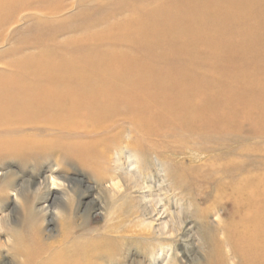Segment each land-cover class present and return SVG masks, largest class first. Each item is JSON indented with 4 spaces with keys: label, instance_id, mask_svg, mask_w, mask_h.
<instances>
[{
    "label": "bare ground",
    "instance_id": "1",
    "mask_svg": "<svg viewBox=\"0 0 264 264\" xmlns=\"http://www.w3.org/2000/svg\"><path fill=\"white\" fill-rule=\"evenodd\" d=\"M84 1L86 0H0V50L7 48L0 52V158L28 160L42 153L59 155L73 161L90 177L95 176L101 181L107 179L111 192L103 208L105 228L101 233L89 232L71 219H61L58 221V236L55 240H47L40 227L31 224L33 215L28 209L25 211L23 226L18 231H9V240L4 243V248L7 256L12 258L11 264H106V260L110 264L114 257L104 250L102 242L96 240L117 242L120 248L116 258L124 261L130 255L128 242L134 237H140L143 240L153 239L160 244L150 254L148 264H175L177 260L172 243L180 235L184 218L178 204L175 208L177 213L169 216L170 220L163 218L168 208L166 210L159 191L167 192L168 187L163 184L168 175L163 163L146 165L139 152L148 151L155 157L157 153L164 152L162 140L174 134L172 131H163L164 125L180 127V117L191 114L183 109V104L180 105V14L168 19L163 25L160 24L161 17L153 18L150 27H141L144 25L142 22L136 23L138 27L134 28L135 31L146 30L147 34L143 39L135 38L134 45L143 49L142 54L151 57L153 62L150 63L138 62L129 58V55H118L116 52L107 54V60L100 59L87 64L37 57L18 61L16 57L24 48H52L53 38H48L52 36L54 29L50 21L65 17ZM197 1H201L203 6L193 8L191 5L192 9L190 7L186 15L197 14L200 23L206 21L207 25H213L210 30H203L200 26L195 30V39H198L197 42L203 41L206 52L221 58L220 52L229 47L230 55L234 58L237 51L233 48L236 46L251 51L264 50V0ZM235 9L242 11L244 16L237 17L233 12ZM253 18H257L259 24L245 29L244 34L240 38L236 37L235 41L218 43L213 39L216 33L226 32L230 27L237 30L240 21L245 23ZM32 21L34 24L31 27L25 26ZM225 22L228 23L227 26L223 25ZM124 25L125 23L116 24L106 32L120 39L123 30L127 28L123 29ZM21 31L42 34L47 39L18 42L17 37L14 40V36L22 34ZM162 43L176 47L177 54H170L168 47L164 53L156 52L155 49ZM261 59L264 60V55ZM20 71L22 78H18ZM258 90L264 94V83L251 88V92ZM260 98L261 100L256 99V105H252L255 112L249 115L261 126L255 132V137H252L255 139H264V95ZM193 113L198 119H194L190 126L197 129L207 125L216 126L218 121H222L228 129L246 120L244 114L240 113L237 119L231 112L202 121L200 119L205 115L195 111ZM124 126L129 127H126V141L117 143L121 133L117 130ZM135 134L139 135V140H136ZM102 147H107L108 151ZM261 154L260 158L264 159V152ZM151 168H156L154 170L157 174H163L159 177L161 181L157 188L154 187V177L147 173ZM225 170L213 188L217 191L219 203H222L221 198L227 197V203L230 202L231 208L237 210L235 213L238 222H235L236 217L233 216L234 227L229 233L223 229L222 217L230 215V212L217 214L215 224H210L201 216L199 223L204 230L203 235L209 238L216 231L215 234L219 237L216 243L210 245L213 249L209 254L208 264H215L216 261L220 264H264V184L256 181L261 176L255 178L252 176L257 173L250 174L256 168L246 169L244 173L242 165ZM120 176L124 181L122 191L115 182ZM240 176L242 182H235ZM180 180L181 178L178 181ZM50 185H55L53 180ZM46 189L49 191L48 185ZM135 193L139 194V200L136 205H131L129 202ZM209 198L203 194L199 196V201L206 202ZM117 203L121 204L119 214H116V208L119 207L115 208ZM223 207L226 210L225 205ZM99 215H88L87 222L92 223ZM135 227H144V230H134ZM165 241L169 245H161ZM226 241L232 244L236 262L231 260L230 251L223 248ZM143 252L146 253L144 250Z\"/></svg>",
    "mask_w": 264,
    "mask_h": 264
},
{
    "label": "rangeland",
    "instance_id": "2",
    "mask_svg": "<svg viewBox=\"0 0 264 264\" xmlns=\"http://www.w3.org/2000/svg\"><path fill=\"white\" fill-rule=\"evenodd\" d=\"M95 1L99 3L86 0L81 5L74 7L65 17L50 21V25L54 29L52 36L48 38H53L51 41L52 48H24L18 53L16 58L20 62L37 57L43 60L50 59L55 61L64 59L87 64L92 61L97 62L100 59L105 60L109 56L107 54L116 52L119 53L118 55H129V58L132 57L138 62L150 63L153 62L150 60L151 57L149 58L142 54L143 49L134 45L133 40L135 38L143 39L147 34L146 30L135 31L134 28L138 27L136 23L142 22L144 25L141 27H150L153 18L161 17L160 24L163 25L168 19L180 14V55H178L180 58V105L183 104L184 108H182L190 111L191 114L186 117H180V127H172L171 124L169 126L164 125L163 131L168 130L174 133L170 134L167 139L162 140L161 146L164 152L157 151L159 153H157L156 157L148 151L141 150L139 154L146 165L164 164V171L168 178L163 186L168 188L167 192L160 190L161 192L159 191V193L166 204V210L167 208L168 210L163 218L170 220L168 217L177 213L176 204L180 206V211L184 218V225L180 235L172 243L173 254L177 260L175 264H192L191 262L208 264L209 254H211L213 249L210 245L216 243L219 237L215 234L216 231H213V235L209 238L207 235L204 236V230L199 223L200 218L203 217L210 224H215L217 214L230 212V215L222 217V221L224 231L231 233L234 227L232 217L237 216L235 213L237 210L231 208L230 202L227 203V197L221 198L222 203H219L220 201L216 196L217 191L213 188L214 184L216 187L217 180L222 176V172L225 169V171L232 170L240 165L244 167V173L246 169L256 168L257 170L250 174L257 173L253 174L254 176L252 177L261 176L256 181H261L264 184V159L260 158L261 153L264 152V139L252 138L253 136L255 137V132L261 126L249 116L250 113L253 115L255 112L254 107H252L253 103L256 105V99L261 100L260 97L264 95L259 90L251 92L252 87L259 83H264V60L261 59L264 55V50L262 49L259 52L257 50L251 51L242 46H236L233 48L236 49L235 52L237 51L234 58L230 55L231 48L229 47L220 52L221 58L206 52L207 49L203 41L197 42L198 39H195L197 34L195 30L197 27H201L203 30H210L213 25H207L206 21L200 23V17L197 14L193 15V13H190L186 15L191 5L193 8L195 6H203L201 1ZM233 12L238 15L237 17L244 16L240 10L235 9ZM120 23H125L123 29L127 27L122 32V38H114L110 32H106L111 26ZM33 24L32 21L31 23H26L25 26L31 27ZM257 24H259L257 18L245 23L240 21L237 29L240 33L230 27L226 32L216 33L213 39L218 43L235 41L236 37L240 38L244 34L245 29L254 27ZM219 25L222 26V24ZM223 25L227 26L228 23L225 22ZM82 26L84 27L79 29ZM192 27H194L193 30L191 29ZM21 33L16 37L14 36L13 39L16 40L18 37V42L21 40L47 39L42 34L34 35L23 31ZM166 47L169 48L170 54H177L175 52L176 47H170L165 43H162L155 50L158 53H164ZM6 49L3 48L0 52ZM21 72H18V78H22ZM196 100L200 103H197ZM193 110L200 115H205V117L200 119L202 121L211 117L214 118V115L222 116L231 112V114L234 113L237 119H239L240 113L244 114L246 120H243L238 126L234 125V127H228V129H226L227 126L222 121H218L216 126L213 127L207 125L197 129L193 125L190 126L194 119H198L194 115ZM199 111L203 113H199ZM126 127L128 126L117 130L121 131L117 143L126 141L128 131ZM138 136L136 135V140H139ZM106 146L108 147L107 144ZM107 147H102V149L108 151ZM181 164L184 165L182 166ZM154 169L156 170V168H153L147 173H151L154 177V187L157 188L156 186L161 181L159 177L163 176V174H157ZM176 176L178 179H176ZM241 177L238 178L239 180L236 179L235 182L240 183ZM180 178L181 180L178 181ZM51 180L54 181V186L50 185ZM184 181L185 183L183 184ZM115 182L118 183L122 191L124 181L121 176ZM47 185L49 191L46 189ZM163 186L162 188H164ZM52 187L56 189H51ZM110 192L111 187L107 179L101 181L95 176L90 177L73 161L64 159L59 155L42 153L28 160L0 158V264H11L12 258L7 256L4 243L9 240L8 234L10 230L18 231V228L23 226L26 210L29 209L28 211H31L33 215L31 224L38 225L44 239L48 238L47 240L49 238L50 240H55L58 236V221L61 219L65 221L71 219L76 225L84 227L85 231L101 233L105 228L102 217L103 208L109 200ZM183 194L184 197L182 196ZM190 194L194 196H190ZM203 194L211 198L206 202L199 201V196ZM181 197L182 199H180ZM192 198L194 199L192 200ZM138 200L139 194L135 193L129 203L136 205ZM187 201H189V204ZM117 204L115 208L119 207L116 208L118 211L116 214H119L121 204ZM213 204L215 205L213 206ZM223 205H225L226 210H224ZM206 211L208 212L206 213ZM202 213H204V216ZM91 214L100 215L98 219L89 223L87 222V216ZM235 222H238V217L235 218ZM136 228L134 230L141 231L144 227ZM143 239L134 237L128 242L130 255L124 261H118V258H116L118 257V248H120L117 242H104L101 239L96 241L102 242L104 250L114 257L110 264H122L123 262V264H148L150 254H152V251H156L160 244L150 238L149 240ZM223 244V248L226 251H230L231 260L236 262L232 244L229 241ZM161 245H169V242L165 241ZM215 264L220 263L216 261ZM230 264L233 263L231 262Z\"/></svg>",
    "mask_w": 264,
    "mask_h": 264
}]
</instances>
